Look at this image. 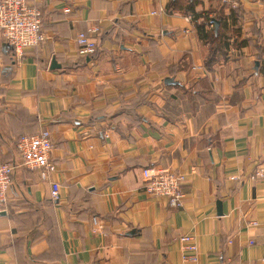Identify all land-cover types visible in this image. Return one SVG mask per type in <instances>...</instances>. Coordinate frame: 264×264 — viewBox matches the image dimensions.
<instances>
[{"label": "crops", "instance_id": "obj_1", "mask_svg": "<svg viewBox=\"0 0 264 264\" xmlns=\"http://www.w3.org/2000/svg\"><path fill=\"white\" fill-rule=\"evenodd\" d=\"M37 5L38 47L16 57L0 35V164L16 165L0 264H182L189 234L199 264H264V0ZM207 15L225 19L211 67L195 27ZM93 29L97 51L80 56L76 35ZM42 130L48 180L15 145ZM146 169L184 176L181 208L147 194Z\"/></svg>", "mask_w": 264, "mask_h": 264}, {"label": "built area", "instance_id": "obj_2", "mask_svg": "<svg viewBox=\"0 0 264 264\" xmlns=\"http://www.w3.org/2000/svg\"><path fill=\"white\" fill-rule=\"evenodd\" d=\"M40 0H0V35L4 44H7L16 57H21L28 48H36L45 41V35L41 29L42 15L37 5ZM224 4L234 5V0H222ZM68 13V10H65ZM190 19V18H189ZM98 30L80 32L76 35L75 44L77 53L87 57L97 51V46L93 34ZM50 132L42 130L37 135H25L19 138L15 145L21 166L29 171L39 174V177L48 180L49 175L54 171L51 153L53 146L50 141ZM16 168L15 164H0V212H4L8 189L12 181V174ZM149 181L144 185V190L153 197L166 199L170 208L179 209L182 207L184 197L182 185L185 181L183 175L169 171L167 169H146L143 171ZM258 176L264 178V170H259ZM59 185L51 183V198L57 201L59 198ZM92 224L98 229H103L97 217L92 218ZM251 227L257 226L253 221ZM180 250L182 254V264H199V254L196 239L193 235H183L179 237ZM254 243L249 242L252 246ZM264 262V259H263Z\"/></svg>", "mask_w": 264, "mask_h": 264}, {"label": "trees", "instance_id": "obj_3", "mask_svg": "<svg viewBox=\"0 0 264 264\" xmlns=\"http://www.w3.org/2000/svg\"><path fill=\"white\" fill-rule=\"evenodd\" d=\"M169 8L170 6H168V9ZM185 12L190 14L189 16L192 17L193 21L198 22L200 15H198L194 11L192 4H188L185 7ZM214 20H219L218 22L220 27H222V22L225 21L223 15H220L219 17H215V18L209 17L207 15L203 17V20L199 24H195L199 39H201L203 43L209 45V51L207 54V58L205 60L206 67H211V65H213L217 61L214 58L217 56L218 53L219 54L222 53V49L226 44L224 42V37L221 35L220 31L216 32L215 34L214 32L215 28L213 29L209 28L207 30V27L213 26V23L215 22Z\"/></svg>", "mask_w": 264, "mask_h": 264}, {"label": "water", "instance_id": "obj_4", "mask_svg": "<svg viewBox=\"0 0 264 264\" xmlns=\"http://www.w3.org/2000/svg\"><path fill=\"white\" fill-rule=\"evenodd\" d=\"M214 27H215V32L218 30V22L216 21V22H214ZM6 48H10L7 44H3L2 45V49H6ZM255 66H257V63L255 64ZM55 67H56V63H55V61L54 60H52V62H51V68L52 69H55ZM174 83V81H173V79L172 78H169V79H166L165 80V84H167V85H169V84H173ZM219 213H220V210H219ZM1 214H5V212H1Z\"/></svg>", "mask_w": 264, "mask_h": 264}]
</instances>
